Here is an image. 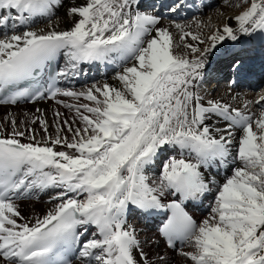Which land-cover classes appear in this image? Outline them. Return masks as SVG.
I'll return each mask as SVG.
<instances>
[{"label":"snow or ice","instance_id":"snow-or-ice-1","mask_svg":"<svg viewBox=\"0 0 264 264\" xmlns=\"http://www.w3.org/2000/svg\"><path fill=\"white\" fill-rule=\"evenodd\" d=\"M58 4L0 0V90L11 92L0 104L43 97L40 77L63 54L65 67L46 90L73 113L69 121L54 112V136L45 118L19 122H38L40 139L15 118H6L10 133L0 124V264H70L64 253L77 245L81 264H154L128 222L133 212L165 213L158 235L170 249L177 242L189 249L178 253L186 264H264V109L253 117L220 100L205 105L197 92L218 44L264 34V0H240L235 27L217 28L204 48L192 43H206L192 25L164 26L158 14L140 10L141 0H85L69 8L70 30L28 27ZM97 62L120 67L119 87L55 86ZM213 118L226 126L213 128ZM234 141L232 160L239 163L218 183L212 169L229 163ZM165 152L153 179L148 173ZM33 189L58 190L55 203L42 217L19 223L24 217L15 201ZM209 194L214 206L197 222L186 206ZM89 228L95 238L82 239ZM159 264H167L163 255Z\"/></svg>","mask_w":264,"mask_h":264},{"label":"bare ground","instance_id":"bare-ground-1","mask_svg":"<svg viewBox=\"0 0 264 264\" xmlns=\"http://www.w3.org/2000/svg\"><path fill=\"white\" fill-rule=\"evenodd\" d=\"M173 1L174 0H141L140 10L141 9L151 10L152 6L154 4H158V7H161V10H165V5L169 4ZM84 2H85V0H59L58 6L53 8L50 16L37 17L31 22V24L28 27L31 30H35V31H39L41 29L47 31L49 28H54L56 31L70 30L73 27L74 18L70 17L68 15V10H69V8H71L75 5H82ZM196 4H198V5H196ZM181 5H182L181 9H183V11H187L188 15L202 14L206 10L210 11V9L212 7V1L211 0H182ZM200 6H202V8H200ZM229 9H230L229 4H226L223 1H221L219 3L218 10L216 11V13L214 15V18H217V20H218V22H217L219 24L218 28H222L224 26L223 24H224L225 20H226V23H229L235 27V21H234L235 15L232 11H228ZM200 10H201V12H200ZM144 12H147V11H144ZM147 13L153 14L151 12H147ZM51 18H54L53 21H48ZM230 18H232V19H230ZM46 20H47V23H45ZM161 21H162V24L164 26H167L170 23L169 20H165V19H161ZM200 22L203 23V27H201V28L206 27V22H204V21H200ZM214 24H216V23H214ZM17 31H19V29H17ZM262 37H264V34L257 32L251 36H241V38L236 42L228 40V41L224 42L223 44L221 43L222 47L220 46V44H218L216 46V48L212 52L209 53L207 62L209 61V58L211 56H213L214 54L217 53V50L220 51L224 47V45H226V44H234L238 48H239V46H241L238 51L242 52V50L243 51L246 50V47L250 43L255 42L257 44L256 48L253 49L252 51H249V53L247 54L248 57L247 56H242V57H245L244 58L245 61L248 60L249 62L251 61L253 63L255 61H257L256 63H254V65H256L255 67H253V68L249 67L248 68L250 70L255 69V71H254L255 74L249 73V75L254 74V76L259 78L261 83H264V54H262V53H264L263 52L264 51V39ZM189 40H190V38H189ZM192 43H196L197 46L199 45L197 42H192ZM227 48H229V47H227ZM257 51H258V53H261V55H259V57L254 56ZM224 52H225V50L222 52H218L216 55L213 56L212 60L217 59L219 57L220 58L224 57L225 56V55H223ZM228 54H230V53H228ZM241 54H243V53H241ZM253 59H255V61ZM240 60L241 59H239V61ZM234 61L236 63L238 60H234ZM234 61H231L228 64L232 66ZM259 62H261V63L263 62L261 66L259 65ZM228 64L225 65L224 63H222V65H224V66H221V68H220V72L222 71L221 69H223V68L226 70L225 76H222V75H224V71H223V74L220 76V77H222V80L226 79L227 75H230V74H227V73H229V70L227 67ZM248 64H246V65H248ZM94 65H95L94 63L80 65L81 68L83 67L86 70L88 69L89 73L87 75L83 76L84 77L83 81H78L77 76L70 77V78L66 79L65 83H64L65 90L79 91L76 88V86L81 87V86H84L87 84V86L85 88H88V87L92 86L91 82H93V81H97V82H95V84H98V85H102L104 83H107V84L114 86V87L120 86L119 83L117 85L115 83L116 81H114V80H111L109 82L104 81V79L110 78L115 71H120V67L117 64H101V63H99L98 66H94ZM244 67L246 68L245 65H244ZM244 67L240 68L239 73L232 70L231 74H232V78L234 79L233 83H236L237 84L236 86H238L240 84V85L252 87V84H254L253 82L255 80H252L248 76H244L243 74H241L243 71L242 69H244ZM83 68H82V70H83ZM104 68L109 70L106 74H104L102 72ZM98 70H100L101 72H98ZM79 73H80V71H79ZM216 76L219 77L218 75H216ZM209 77H210L209 75H206V68H205V79L201 82L203 84V86L208 83V81H207L208 79H206V78H209ZM213 81L216 82L217 81L216 78H215V80L213 79ZM233 83H230V84L233 86L234 89H236L235 88L236 86H234ZM75 84H76V86H75ZM202 84L199 85L198 91L202 88ZM79 85H81V86H79ZM255 87H257V86H255ZM215 89H216L215 87L211 88V89L205 87L203 90V91H205L204 95L201 93L202 91L200 93L197 91L200 96H202V97L206 96V98L203 97L205 105L209 99L220 100L224 103L230 104L234 108H238L240 110H244V112L245 111L248 112L249 115H252L253 117H256L259 115L260 110H258V107L256 106V104H257L256 101L260 100L261 97H264L263 93L262 94H255V96H254V95L248 94L247 91L245 92V91L233 90V89H231V86L225 88L223 90V92H221V93H216ZM246 90H248V89H246ZM68 98L69 97L62 96L61 98H58V100H61V101H64L67 103ZM249 101H252L253 103H255V106L253 104H251L252 102L250 103ZM245 105H247V107H245ZM255 107L257 109H255ZM37 109H39V111H37ZM64 110H69V109L65 108L63 106V104H57L56 101L46 102V103H35L33 105H25V106L17 105L16 107H11V106L0 107V124L4 125V131L5 132L10 133L11 132V126L7 123L6 118H8V119L15 118L17 120L18 126L21 128V130H24L25 127H28L30 129H34L35 132L37 133V139H40V137H42L44 135V133L40 129L39 123H36V124L29 123L27 125H19V122L25 121V120H31L33 117H45V118L47 117V118H51L50 125L52 124L51 129H48V131L50 134H52L54 136V135H56V130H54L55 127L53 126L54 112L55 111L64 112ZM24 113H26L27 115ZM9 114H11V116ZM67 116L68 115H66V117ZM208 123H210V125L213 128H215V127L223 128L227 124L226 121L218 120L216 118H213ZM48 124H49V122H48ZM233 131L235 133L236 141H238L241 133L236 129H234ZM24 142H27V141H24ZM232 153H233V150H232ZM171 154L176 155L177 153L172 152ZM168 155H169V153H168ZM230 160H232L231 156L229 157V161ZM238 163H239L238 161L233 163V160H232L231 164H228L227 168H226V166H224L222 168H218V169H224V171H225L224 176L220 175V173L223 171L215 170L213 168L212 172L219 174V175H216L217 182L218 183L222 182L226 176L230 175V173H231L230 169L237 166ZM156 165H157V163L155 165H153L151 170L149 171L148 175L150 177L152 175L151 172H154V170L157 169V167L153 168ZM33 191L35 194L31 200L24 201V202L23 201L16 202L17 206L20 207V209L26 205H30L31 211H32L27 216L21 215L22 217H24V220L23 221L18 220L19 223H23V222L33 220V218L38 217V216L42 217L49 210H51V208L53 207V204L55 203V201H51V197L54 194H56V192L58 190L49 189V190L41 191L39 189H33ZM212 206H214L213 194H209L206 198H204V205L201 207V209L199 211L200 215L198 216V219H200V221L209 215L210 208ZM133 218H134V212L129 215L128 222L130 224H132L137 229V232H138L139 238L142 242L144 251L147 254V256L149 257V259L154 262V264L159 263V257L161 255H163L165 257V259L168 263L186 264L183 257H181L180 255H178V256L175 255L179 252L170 253V251H168L166 249L165 244L163 243V241L161 239H159L158 235L155 234L154 229L152 227H145L142 224L132 223ZM144 241H149V242L144 243ZM176 259H178V260L176 261ZM73 264H81V262L79 259H77L75 262H73Z\"/></svg>","mask_w":264,"mask_h":264},{"label":"rangeland","instance_id":"rangeland-1","mask_svg":"<svg viewBox=\"0 0 264 264\" xmlns=\"http://www.w3.org/2000/svg\"><path fill=\"white\" fill-rule=\"evenodd\" d=\"M212 1V7H211V9H210V11H205L204 13H202V14H192V15H188L187 14V11H183V9H180V10H178L177 12H173V11H171L170 9L175 5V4H177V3H182V0H174L173 2H171V3H169V4H166L165 5V10H161V7H158V4H154L153 6H152V9L151 10H145V9H141V11H147V12H151V13H153L154 15H159L160 17H161V19H165V20H169L170 22L171 21H175V22H179V23H182V24H190V25H192V27H191V31H193V32H198L200 35H201V37H202V39H204L205 41H206V43L205 44H199L198 46L199 47H201V48H204V47H207L208 46V44L210 43V42H208L207 41V38H208V36H210L217 28H218V20H217V18H214V15H215V13H216V11L218 10V6H219V3L221 2V1H223V2H225L226 4H229L230 5V9L228 10V11H232L233 13H234V15L236 16V14L241 10L240 8H238V7H236V5L237 4H239L240 3V0H211ZM171 4V5H170ZM170 5V6H169ZM144 7V6H143ZM151 8V7H150ZM200 8H202V6H200ZM163 9V8H162ZM200 12H201V10H200ZM53 19L54 18H51L50 20H48V21H53ZM194 21H196V22H200V21H204V22H206V27H204V28H197L196 27V24L194 23ZM45 23H47V20L45 21ZM214 23H216V24H214ZM226 23V20H225V22H224V24ZM223 24V25H224ZM175 31V30H174ZM263 39H264V37H262ZM224 43V42H223ZM222 43V44H223ZM220 46L222 47V45L220 44ZM256 46H257V44L255 43V42H252V43H250L247 47H246V50L245 51H243L242 50V52L241 51H238L239 50V48L241 47V46H239V48L236 46V45H234V44H226V45H224V47L220 50V51H218L217 50V53L218 52H222V51H224L225 50V52H224V54L223 55H225L224 57H222V58H217V59H213L212 60V58H213V56L214 55H216V54H212L213 56H211L210 58H209V61L207 62V65H206V75H209L210 77L209 78H206V79H208L207 81H208V83L207 84H205L204 86L205 87H207V88H216L215 89V92L216 93H221V92H223V90L225 89V88H227V87H230L231 86V89H233V90H236V91H247V93L248 94H251V95H254L255 96V94H264V83H261L260 82V80H259V78H257L256 76H254V74H255V69H252L251 71H250V73H254L252 76H250L249 75V73L248 74H244L243 73V71H242V73L241 74H243V75H249L248 77L250 78V79H252V80H255L253 83L254 84H252V87H249V86H244V85H238V86H236L235 88L236 89H234L233 88V86L230 84L234 79L233 78H230V79H227V77H230V76H232V74H231V72H232V70L230 71V67H231V65H229L228 63L229 62H231V61H234V60H239V59H241L240 61H244V62H246L244 65L246 66V68H249V67H251V68H253V67H255L256 65H254V63H256L257 61H255V59H253L255 62L253 63V62H249L248 60L247 61H245L244 60V58L245 57H242V56H247V54L249 53V51H252L253 49H255L256 48ZM227 47H229V48H227ZM264 52V51H263ZM228 53H230V54H228ZM241 53H243V54H241ZM262 54H264V53H262ZM259 55H261V53H258V51L255 53V57H259ZM248 57V56H247ZM250 60V59H249ZM212 61V62H211ZM235 62V61H234ZM233 62V63H234ZM222 63H224L225 65H227L228 64V70H229V73H227V74H230V75H227V77H226V79H224V80H222V77H220L222 74H223V71H224V75H222V76H225V74H226V70L223 68V69H221L222 71L220 72V68H221V66H224V65H222ZM249 63V64H248ZM263 63V62H262ZM262 63L261 62H259V65L261 66L262 65ZM246 64H248V65H246ZM244 65L242 66V67H244ZM226 67V66H225ZM240 68L241 67H239V69L238 70H236L235 72H237V73H239V70H240ZM245 68V67H244ZM254 70V71H253ZM98 72H101L100 70H98ZM119 71H115L113 74H112V76L110 77V78H107V79H104V81L105 82H109V81H111V80H114V81H116L115 83L118 85V81L115 79V76H116V74L118 73ZM216 75H218L219 77H217ZM215 78H216V82L215 81H213V79L215 80ZM205 79V78H204ZM212 79V80H211ZM211 80V81H210ZM222 80V81H221ZM95 82H97V81H93V82H91V85H93V83L95 84ZM212 82V83H211ZM230 82V83H229ZM200 84H202V83H200ZM215 84V85H214ZM75 86H76V84H75ZM79 86H81V85H79ZM87 86V84L86 85H84V86H81V87H77L76 86V88L79 90V91H81V90H83L85 87ZM203 86V84H202V88L198 91V88H197V91L200 93L201 91V93L204 95V93H205V91H203L204 90V87ZM255 86H257V87H255ZM246 89H248V90H246ZM65 90V89H64ZM250 90V91H249ZM253 93V94H252ZM62 96H60V98H61ZM203 97H205L206 98V96H203ZM82 102H87V101H82ZM250 103L252 102V101H249ZM67 103H75V101H73L71 98H68V100H67ZM251 104H253L254 106H255V103H251ZM256 106L258 107V110H260L261 111V109H264V103H261V104H256ZM252 107V106H251ZM41 108V107H40ZM255 109H257L256 107H255ZM241 111H243L244 112V110H241ZM61 113H64L63 115L65 116H63L62 118L63 119H68L69 121H71L72 120V118H73V113L71 112V111H69V110H64V112H61ZM67 113V114H66ZM245 113L246 114H248L249 115V113L248 112H246L245 111ZM24 114H26V113H24ZM23 115V114H22ZM66 115H68L67 117H66ZM42 118H45V117H42ZM48 122H49V129H51V125H50V122H51V118H45ZM55 119V117L53 118V120ZM38 123V122H37ZM41 129V128H40ZM42 130V129H41ZM54 130H56V128H54ZM67 135H71L70 133H66ZM238 147V145H237V143L234 141V144H233V146H232V150H233V155L231 156V158H233V156H235L234 154L236 153V148ZM235 152V153H234ZM168 156V152H166V153H164V155H162L161 156V158L157 161V165L155 166V167H153V168H156L157 167V169L156 170H154V172H151V177L153 178V179H155L158 175H159V171H160V164H161V162L163 161V160H165V158ZM231 161L232 160H230L229 161V163L228 164H231ZM226 166V165H225ZM231 174V173H230ZM154 175V176H153ZM19 208V211H20V214L21 215H28V214H30L32 211H31V206L30 205H26V206H24L23 208H21L20 209V207H18ZM23 209V210H22ZM211 209V208H210ZM30 210V211H29ZM25 211V212H24ZM210 214V213H209ZM198 221H199V219H198ZM132 223H136V220H133V222ZM137 224V223H136ZM154 238V237H153ZM153 240V239H152ZM184 250H189L187 247H185V249ZM179 252V251H178ZM171 253H174V252H171ZM174 255V254H173ZM176 256H178L179 254L177 253V254H175ZM174 255V256H175ZM178 259H176V261H177ZM159 264V263H158ZM167 264H172V263H168L167 262Z\"/></svg>","mask_w":264,"mask_h":264}]
</instances>
